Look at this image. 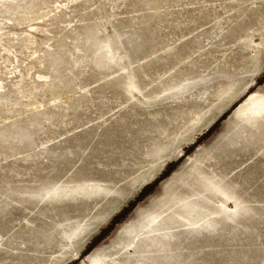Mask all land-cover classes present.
Segmentation results:
<instances>
[{
	"label": "rangeland",
	"instance_id": "374dc122",
	"mask_svg": "<svg viewBox=\"0 0 264 264\" xmlns=\"http://www.w3.org/2000/svg\"><path fill=\"white\" fill-rule=\"evenodd\" d=\"M263 74L264 0H0V264H264Z\"/></svg>",
	"mask_w": 264,
	"mask_h": 264
},
{
	"label": "trees",
	"instance_id": "16d2710c",
	"mask_svg": "<svg viewBox=\"0 0 264 264\" xmlns=\"http://www.w3.org/2000/svg\"><path fill=\"white\" fill-rule=\"evenodd\" d=\"M258 82L264 84V74L261 76V78ZM222 117L223 116H221L220 119ZM219 120H217L212 126H210L207 129V131L203 134V137H207L208 135H210L215 130V128H217ZM196 142H199V141H196ZM172 169L173 168L171 166L169 168H167V170L163 173L161 178L165 177ZM158 181L159 180H155L154 182H152L151 184L146 186L136 198L129 201L128 204H126L115 215H113V217L110 219V221L104 227H102V229H100L98 234L93 238V240L91 241V244L88 247V250H90L93 246H95L96 244L101 242L106 236H108L111 232H113L124 220H126V218L129 216L131 211L135 208L136 203L139 200H141L145 195H147L151 191L150 190L151 187L156 185V183Z\"/></svg>",
	"mask_w": 264,
	"mask_h": 264
},
{
	"label": "bare ground",
	"instance_id": "6f19581e",
	"mask_svg": "<svg viewBox=\"0 0 264 264\" xmlns=\"http://www.w3.org/2000/svg\"><path fill=\"white\" fill-rule=\"evenodd\" d=\"M237 94L235 93L234 96L232 95L231 98L233 99Z\"/></svg>",
	"mask_w": 264,
	"mask_h": 264
}]
</instances>
